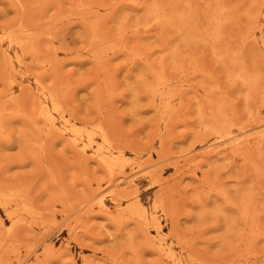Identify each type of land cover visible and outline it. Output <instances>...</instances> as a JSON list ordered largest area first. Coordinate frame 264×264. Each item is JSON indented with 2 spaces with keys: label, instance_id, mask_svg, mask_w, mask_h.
<instances>
[{
  "label": "rangeland",
  "instance_id": "rangeland-1",
  "mask_svg": "<svg viewBox=\"0 0 264 264\" xmlns=\"http://www.w3.org/2000/svg\"><path fill=\"white\" fill-rule=\"evenodd\" d=\"M172 261L264 264V0H0V264Z\"/></svg>",
  "mask_w": 264,
  "mask_h": 264
},
{
  "label": "bare ground",
  "instance_id": "bare-ground-1",
  "mask_svg": "<svg viewBox=\"0 0 264 264\" xmlns=\"http://www.w3.org/2000/svg\"><path fill=\"white\" fill-rule=\"evenodd\" d=\"M156 12H158V11H156ZM157 14H158V13H157ZM50 103H51V102H50ZM40 106H41V105H40ZM54 106H55V105H54ZM56 109H57V108H56ZM46 115H47V114H46ZM49 117H50V116H49ZM67 123H68V122H67ZM74 128H75V127H74ZM97 129H98V128H97ZM76 130H77V129H76ZM87 131H88V130H87ZM91 131H92V130H91ZM70 132H71V131H70ZM73 132H74V131H73ZM73 132H72V133H73ZM75 132H76V131H75ZM80 132H81V131H80ZM89 132H90V131H89ZM89 132H88V133H89ZM99 132H100V131H99ZM102 133H104V132H102ZM235 134H236V133H235ZM239 134H240V133H239ZM88 135H89V134H88ZM92 136H93V135H92ZM92 138H93V137H92ZM101 138H102V142H103L104 144L106 143L105 145L108 146V144L110 143V142L108 141L109 143L107 144V139H108V138L106 139V136L103 135V134H101ZM89 141H90V140H89ZM108 147H109V146H108ZM103 148H106V147L103 146ZM103 148H102V149H103ZM82 149H83V148H82ZM83 150H84V149H83ZM100 150H101V149H100ZM119 155H120V154H119ZM113 157H114V156H113ZM116 158H117V157H116ZM103 160H105V159H103ZM103 160L101 159V161H103ZM116 160H118V159H116ZM107 163H108V162H107ZM109 163H110V162H109ZM149 220H150V219H149ZM159 242H160V241H159ZM159 247H160V246H159ZM162 253H163V252H162ZM172 254H173V253H172ZM173 257H174V255H173ZM171 258H172V256H171ZM197 258H198V256H197ZM172 259H174V258H172ZM172 262H173V263H171V264H178L177 262H174V261H172Z\"/></svg>",
  "mask_w": 264,
  "mask_h": 264
}]
</instances>
